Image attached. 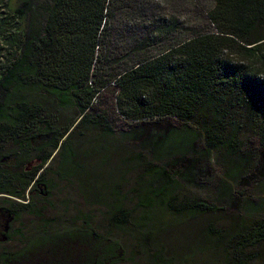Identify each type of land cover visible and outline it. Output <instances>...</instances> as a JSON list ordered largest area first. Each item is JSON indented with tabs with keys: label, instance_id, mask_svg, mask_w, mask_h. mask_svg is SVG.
Masks as SVG:
<instances>
[{
	"label": "trees",
	"instance_id": "16d2710c",
	"mask_svg": "<svg viewBox=\"0 0 264 264\" xmlns=\"http://www.w3.org/2000/svg\"><path fill=\"white\" fill-rule=\"evenodd\" d=\"M211 1L206 17L214 31L193 29L170 46L156 41L161 46L151 56L143 55L142 43L130 67L110 73L96 54L107 0H0V196L17 204L0 206V243L16 215L42 216L34 199L48 196L50 173L73 182L84 171L87 139L121 151L122 164L98 181L88 170L83 187L77 183L89 206L104 208L108 231L89 222L93 213H80L78 227H56L53 234L44 221L22 250L0 251V264L33 263L35 256L37 264H111L124 250L112 236L116 229L145 241L149 264H185L181 251L157 243L163 230L154 221H161L162 207L187 220L209 215L193 236L184 235L192 252L216 249L221 264H264V217L239 210L234 199L244 188L232 190L230 182L264 176V0ZM174 30L172 22L161 35ZM107 93L111 111L102 107ZM120 118L175 119L182 126L128 132ZM243 136L256 137L259 147L244 148ZM212 151L217 164H228L212 191L218 199L233 192L238 212L186 190L207 187L198 164ZM134 212L143 213L139 222Z\"/></svg>",
	"mask_w": 264,
	"mask_h": 264
},
{
	"label": "rangeland",
	"instance_id": "374dc122",
	"mask_svg": "<svg viewBox=\"0 0 264 264\" xmlns=\"http://www.w3.org/2000/svg\"><path fill=\"white\" fill-rule=\"evenodd\" d=\"M108 12L107 20L105 22V32L101 33L99 37L96 54H98V64L102 67H107V72L115 73L125 70L130 67L132 60L138 58L136 53V47L140 44L146 43L144 50V56L154 55L158 52V47L161 46L159 42H164L163 45L170 46L171 40H181L190 36L194 30L199 31H214V26L209 23L206 17V11H208L213 5L211 0H107ZM175 22V32L172 35L163 38L162 29ZM158 43V44H157ZM164 47V46H163ZM116 49V50H115ZM101 56V57H100ZM104 59V57H106ZM114 87V86H113ZM111 98L108 93L102 97V107L109 104V111H111L110 104ZM181 127L182 123L175 119L164 120V119H152L143 120L140 122L132 120H124L120 118L118 126L128 129V132L134 130H140L145 134L150 133L152 130H164L168 127V123ZM120 124V125H119ZM243 145L246 148L251 145L254 148L259 147L258 139L256 137H245L243 136ZM245 142V143H244ZM199 149L202 148L203 143L201 140L197 141ZM82 154L88 153V157L84 162V171H82L77 177H71V181H60L51 173L47 176L49 184L48 196H38L34 199L36 207L42 211L41 217L30 215L28 212H22L16 215L14 220H11L8 226V230L5 233L6 240L4 243H0V251L7 249L9 252H17L24 248L25 244L29 239L37 236L39 229L44 225L46 221L47 225H51L47 231L51 234L56 233V227L66 226L71 228L72 226L78 227L81 224V218H76L80 213H93L94 220H91L92 225L100 226L101 232L104 230L108 231L107 216L100 209L99 205L89 206L84 198V192H79L77 183L81 182V186L85 184L86 171L90 170V176L92 179L94 176L98 179L102 177L108 178L112 175L114 168L118 170L122 167L118 158L120 152H115L110 146L103 147L98 141L87 139L84 144ZM84 151V152H83ZM85 156V154H84ZM208 158L203 159L202 164H198L199 167L206 169L203 175V179L208 183L205 189H199L194 186H190L186 189L191 195H198L196 192L201 194L203 199H208L212 202H216L218 205H225L229 207L228 210L231 212H238L235 205H231L233 195L221 194L220 198H217V192L212 191V188L217 185L220 178L223 177V171L228 165L225 162L217 164L215 160V153L212 151L208 154ZM256 165H254L255 167ZM97 168V169H96ZM261 167H257L255 170L256 175L261 171ZM255 175V176H256ZM115 175V179L117 178ZM134 176L132 175L131 180ZM80 180V181H79ZM113 180V182H114ZM110 181V180H108ZM119 181V180H118ZM238 181V180H236ZM120 182H123L122 180ZM231 182V189H242L244 188V194L240 199H234L238 204L239 210L251 214L254 218L259 219L264 217V176L259 177L257 180H253L251 183L238 184L237 182ZM221 181L219 182V184ZM128 186V191L133 187ZM107 187H110L107 185ZM105 187V192L109 189ZM97 193H94L96 195ZM105 194V193H104ZM44 198V199H43ZM6 198L0 196L1 207H17L16 201L5 200ZM20 201V200H19ZM135 203H133L134 205ZM129 205V203H128ZM132 205V204H131ZM135 215V217H134ZM142 212H134L132 219L135 222H139ZM160 220L158 215L152 218L157 219L154 223H158V226L163 231L158 233V242L165 244L167 243L170 247L176 248L177 253L181 251V255H184L186 259L185 264H221L220 254L217 250L210 249L206 252H200L201 249L195 247V253L191 250L190 238H184V235L190 234L193 236L194 229L202 228L203 224L209 221V215L202 217H191L187 220L186 216L175 215L166 207H162L159 211ZM75 219V222H72ZM153 220V219H152ZM9 222V221H8ZM2 223V221L0 222ZM163 223V224H160ZM190 223V224H189ZM166 227V229H164ZM191 229V232H190ZM17 230H21V235L16 233ZM63 230V229H62ZM52 231V232H51ZM166 232V233H164ZM166 235H164V234ZM163 234V235H162ZM114 239L121 240L123 245L122 259L117 262L114 261L111 264H149V260L142 252V245L135 236L130 233L128 234L118 229L113 231L112 234ZM126 236V237H125ZM22 240V241H21ZM26 240V242H25ZM127 241V242H126ZM124 242H126L124 244ZM27 246V245H26ZM32 249L28 255H32L39 250ZM143 249L147 250L145 246ZM147 252V251H146ZM148 255V252H147ZM208 256V258H207ZM35 256L32 262L28 264H37L41 261H36ZM196 260V261H195Z\"/></svg>",
	"mask_w": 264,
	"mask_h": 264
},
{
	"label": "flooded vegetation",
	"instance_id": "af4514ba",
	"mask_svg": "<svg viewBox=\"0 0 264 264\" xmlns=\"http://www.w3.org/2000/svg\"><path fill=\"white\" fill-rule=\"evenodd\" d=\"M1 243H4V241H2ZM122 253H123V251H122V249L117 253V257L119 258V259H122ZM115 257H112L111 259H114ZM109 259L110 258H108V260H107V262L109 261Z\"/></svg>",
	"mask_w": 264,
	"mask_h": 264
}]
</instances>
